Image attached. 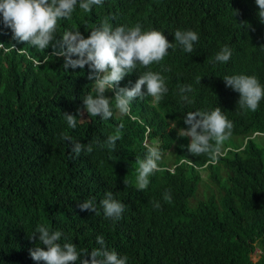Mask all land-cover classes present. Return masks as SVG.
<instances>
[{"label":"trees","instance_id":"16d2710c","mask_svg":"<svg viewBox=\"0 0 264 264\" xmlns=\"http://www.w3.org/2000/svg\"><path fill=\"white\" fill-rule=\"evenodd\" d=\"M257 8L255 0H103L90 12L77 4L70 18L61 20L53 45L66 30L87 37L105 18L113 27L140 23L173 43L176 30L190 29L199 41L193 53L177 45L151 65L169 88L160 102L137 98L131 116H121L113 102L111 118L80 122L77 117L75 129L63 113L77 108L84 70L66 69L63 58L50 53L52 45L39 50L14 40L0 17V264H37L29 249L39 241L29 237L39 225L62 232L60 243H75L78 251L99 248L96 237L102 235L109 250L128 257L127 264H264V136L253 135L264 133V99L255 112L242 110L223 80L242 73L264 84V63L255 57L264 53V21L256 18ZM224 45L232 49L230 60L213 63ZM146 70L138 66L120 86L134 85ZM180 85L192 86V103L177 107ZM105 95L110 98V91ZM217 106L233 122L232 136L215 159L193 156L187 150L190 138L179 136L172 122L187 128L186 113ZM120 124L115 150L94 143L115 134ZM65 133L92 143L93 151L76 157L61 139ZM150 145L161 151V170L139 190L137 158L143 159ZM16 162L23 164V180L22 171H12ZM166 190L171 203L163 198ZM108 192L125 205L119 220L106 218L100 206ZM89 198L98 215L79 209ZM256 247L261 254L254 261Z\"/></svg>","mask_w":264,"mask_h":264},{"label":"clouds","instance_id":"9594fccd","mask_svg":"<svg viewBox=\"0 0 264 264\" xmlns=\"http://www.w3.org/2000/svg\"><path fill=\"white\" fill-rule=\"evenodd\" d=\"M258 6L256 18L264 21V0H255ZM77 4L85 12H90L93 6H101L103 0H0V17L3 24L13 34V39L31 45L39 50L48 49L52 45L55 56L62 57L66 69L84 70L81 77V88L75 92L77 108L71 113L64 112L63 116L71 129L77 126V117L80 122L92 116L109 119L113 116V102L115 110L121 116H131L133 101L145 95L153 98L154 103L160 102L169 88L166 78L160 72L152 69V64H159L167 55L169 49L180 46L184 52L193 53L194 44L199 41V34L193 30H176L173 34L174 42H170L163 32L156 29L144 30L140 23L133 26L121 25L113 27L105 18L101 24L92 29L87 37L80 30H66L58 44L53 45L56 33L60 29L63 19L70 18ZM115 19V17H112ZM1 30V27H0ZM4 44L0 43V48ZM17 51L26 52L17 45L11 46ZM15 49V50H16ZM232 56V49L224 45L214 56L213 63H227ZM75 57V58H74ZM260 63H264V53L258 56ZM148 69L139 74L132 86H120V82L137 67ZM151 66V67H150ZM202 79V78H201ZM225 86L239 93L237 105L242 110L255 112L264 99V84L255 75L235 74L223 77ZM201 81V80H200ZM55 82H58L56 79ZM134 82V80H132ZM88 87L89 90H86ZM146 88V91L144 90ZM86 90V91H85ZM96 92L93 96L92 93ZM110 91V98L105 95ZM193 92L191 85L179 86V103L177 107L192 103L188 93ZM114 96V99L111 98ZM236 99V98H235ZM135 120L137 117L132 116ZM183 123L179 127L176 122L172 125L179 129L178 135L190 138L187 150L193 156L209 155L213 159L221 154L222 146L232 136L234 124L225 115L221 107L212 110H194L185 114ZM120 124L115 134L109 135L103 142L94 141L100 147L115 150L117 141L121 138ZM263 135L257 130L253 135ZM61 139L71 144V153L78 157L82 152L91 153L92 143H81L68 134H62ZM147 152L143 159L137 158L136 187L144 190L150 183L149 177L160 171L159 161L161 151L158 146H146ZM22 171L21 162L12 163V171ZM164 200L171 203L170 191H165ZM100 206L106 218L119 220L125 211V205L115 199L108 192L100 201ZM81 211H90L99 214L94 198L78 203ZM154 209L161 207L158 201L153 202ZM62 232L52 231L44 225L35 229L30 240L39 241L34 248L29 249L32 260L43 264H127L128 257L121 256L115 250H109L102 235L96 237L99 248L77 250L72 242L60 243ZM42 245V246H41ZM259 255L261 254V249ZM255 248V251H256ZM255 251L252 253L256 256ZM259 260V258L257 259Z\"/></svg>","mask_w":264,"mask_h":264},{"label":"rangeland","instance_id":"374dc122","mask_svg":"<svg viewBox=\"0 0 264 264\" xmlns=\"http://www.w3.org/2000/svg\"><path fill=\"white\" fill-rule=\"evenodd\" d=\"M237 97H239V93L234 92L233 95H232V99H235ZM203 173H204V175L208 174V172H206V171H203ZM201 198H203V195H202L201 190H200V192L198 194V199H201ZM197 202L198 201H194V204H196ZM255 253H256V256L254 255L253 258H254V261H257V259L260 258V255H259L260 250L258 248H256Z\"/></svg>","mask_w":264,"mask_h":264}]
</instances>
